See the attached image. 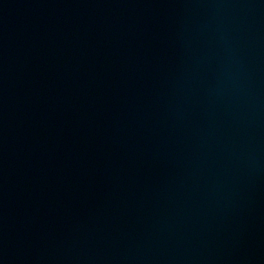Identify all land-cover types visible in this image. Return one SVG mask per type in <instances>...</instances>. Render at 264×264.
Wrapping results in <instances>:
<instances>
[{
	"label": "water",
	"instance_id": "95a60500",
	"mask_svg": "<svg viewBox=\"0 0 264 264\" xmlns=\"http://www.w3.org/2000/svg\"><path fill=\"white\" fill-rule=\"evenodd\" d=\"M0 264H264V0H0Z\"/></svg>",
	"mask_w": 264,
	"mask_h": 264
}]
</instances>
